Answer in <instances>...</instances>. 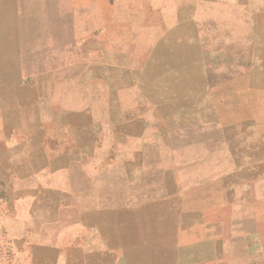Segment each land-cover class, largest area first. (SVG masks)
<instances>
[{"label": "rangeland", "instance_id": "obj_1", "mask_svg": "<svg viewBox=\"0 0 264 264\" xmlns=\"http://www.w3.org/2000/svg\"><path fill=\"white\" fill-rule=\"evenodd\" d=\"M192 4L0 0V264H32L15 239L18 155L36 149L45 135L66 137L59 128L41 133L37 123L63 126L69 110L90 103L140 109L138 119L120 128L119 141L110 137L116 145L107 152L140 156L138 190L148 185V168L167 184L166 202L155 201L165 192L138 191L137 204L148 207L121 216L122 230L136 237L134 264H159L150 250L166 252L167 242L192 227L208 230L217 205L231 195L226 185L241 153L257 147L264 66L254 11L187 9ZM161 41L173 46L168 56L155 51ZM129 131L136 142L118 146Z\"/></svg>", "mask_w": 264, "mask_h": 264}, {"label": "crops", "instance_id": "obj_2", "mask_svg": "<svg viewBox=\"0 0 264 264\" xmlns=\"http://www.w3.org/2000/svg\"><path fill=\"white\" fill-rule=\"evenodd\" d=\"M182 1H193L186 6L193 11L222 5L245 15L254 11L260 33L257 59L264 66V0ZM197 47L193 43L192 48ZM172 48L168 41H161L155 51L168 56ZM101 104L69 110L70 119L63 126L53 121L37 123L39 132L44 129L47 134L46 128H59L65 130L66 137L53 132L40 138L36 149L18 155L20 186L15 211L19 231L15 239L26 245L32 264H134L130 242L136 237L129 229L122 230L121 216L124 213L127 218L128 210L148 207L143 202L137 204L138 191L165 192L155 201L166 202L162 199L167 197V184L161 176L154 179L149 168L148 185L144 184L143 190L136 188L137 153L107 152L116 145L110 137L116 135L117 139L120 128L138 119L140 109ZM85 119L90 120L88 126ZM102 127L108 131L100 133ZM254 131L257 147H247L241 153V164L230 174L232 184L226 185L231 195L217 205L208 230H202L201 225L192 227L180 240L167 242L166 252L153 255L150 250L148 257H160L159 264H264V124H257ZM123 138L118 146L136 142L130 131Z\"/></svg>", "mask_w": 264, "mask_h": 264}]
</instances>
